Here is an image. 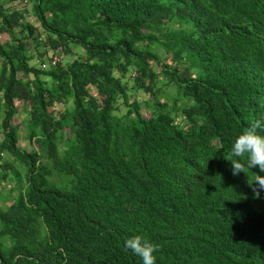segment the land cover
Segmentation results:
<instances>
[{
  "label": "trees",
  "instance_id": "obj_1",
  "mask_svg": "<svg viewBox=\"0 0 264 264\" xmlns=\"http://www.w3.org/2000/svg\"><path fill=\"white\" fill-rule=\"evenodd\" d=\"M21 1L0 0V264H142L137 235L157 264H264V172L228 161L264 125V0Z\"/></svg>",
  "mask_w": 264,
  "mask_h": 264
},
{
  "label": "clouds",
  "instance_id": "obj_2",
  "mask_svg": "<svg viewBox=\"0 0 264 264\" xmlns=\"http://www.w3.org/2000/svg\"><path fill=\"white\" fill-rule=\"evenodd\" d=\"M259 129H264V125L260 121H254L234 141L231 148V156L234 159L228 160L232 165L233 176H237L240 173L247 175L246 168L258 167L260 172H264V135L259 134ZM245 158L246 162L242 163L241 161L245 160ZM248 184L254 194L253 198L259 199L260 192L264 191V176L255 174V179L251 182L248 180ZM124 246L134 255L139 256L142 264H157V258L154 253L158 251V246L145 240L142 236L137 235L127 239L124 242Z\"/></svg>",
  "mask_w": 264,
  "mask_h": 264
},
{
  "label": "rangeland",
  "instance_id": "obj_3",
  "mask_svg": "<svg viewBox=\"0 0 264 264\" xmlns=\"http://www.w3.org/2000/svg\"><path fill=\"white\" fill-rule=\"evenodd\" d=\"M22 3L26 2L25 0L24 1H21ZM18 8H22L23 7V4H20L17 6ZM27 17V21L29 22H33V18H31L30 15L26 16ZM34 25V24H33ZM5 39V36L2 37V40ZM27 51L31 54L34 55L35 57V54H34V51H33V47L32 45H29L28 46V49ZM45 51H48L47 49H45ZM49 52V51H48ZM47 52V54H48ZM44 58V56H43ZM54 60V63L56 64L58 62V60L60 59L59 56H54L52 58ZM167 59V58H165ZM36 62L37 60L35 58L31 59L29 64H33V65H36ZM51 64V63H50ZM53 66V64H51ZM156 69V68H154ZM142 96V95H141ZM141 96H138L139 98H141ZM15 106H16V109H17V113L16 115L13 116V123H19L20 121H22L25 117H26V114H24L23 110L26 109L25 107H22L20 104H17L15 103ZM59 107V106H57ZM141 114L144 116V117H147L148 116V113L145 112V111H141ZM19 132L22 133L23 132V129H22V126L20 125L19 126ZM17 145L24 151H30L32 149V145L28 143V141L25 139V138H20L19 141L17 142ZM2 158V156H0ZM3 160L0 159V162H2ZM10 185H6V184H1L0 185V192H4L7 191L9 189ZM0 206H4L3 203H1V200H0Z\"/></svg>",
  "mask_w": 264,
  "mask_h": 264
},
{
  "label": "built area",
  "instance_id": "obj_4",
  "mask_svg": "<svg viewBox=\"0 0 264 264\" xmlns=\"http://www.w3.org/2000/svg\"><path fill=\"white\" fill-rule=\"evenodd\" d=\"M51 64H54V60L53 59L51 60Z\"/></svg>",
  "mask_w": 264,
  "mask_h": 264
}]
</instances>
